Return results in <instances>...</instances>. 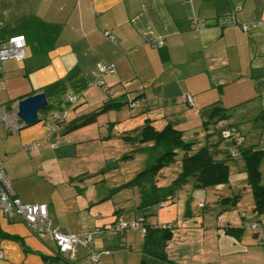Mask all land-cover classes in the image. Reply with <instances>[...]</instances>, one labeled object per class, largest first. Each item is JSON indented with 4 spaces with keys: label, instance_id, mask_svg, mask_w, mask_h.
Returning <instances> with one entry per match:
<instances>
[{
    "label": "crops",
    "instance_id": "1",
    "mask_svg": "<svg viewBox=\"0 0 264 264\" xmlns=\"http://www.w3.org/2000/svg\"><path fill=\"white\" fill-rule=\"evenodd\" d=\"M224 17L235 24L220 27ZM251 18L262 25L244 30ZM195 19L204 24L199 32L192 26ZM20 35L25 59L0 63V108L10 110L36 93L46 94L48 108L40 113L44 126L11 131L0 122V162L21 202L48 206L52 228L80 235L94 227L102 233L92 241L98 262H91L92 251L82 245L74 260H65L49 234L38 238L22 221L0 213V264H264V247L244 231L252 222L264 227V210L254 213L252 194L246 192L245 200L241 195L243 187L251 189L242 153L264 150V0H0V41ZM153 40L164 45L154 47ZM101 64L115 70L104 75L103 87L93 84ZM68 94L76 99L68 119L48 133L46 124L68 107ZM188 94L192 104L185 100ZM106 100H136L138 106L126 103L103 112ZM97 111L90 123L107 115V133L85 127L90 123L69 128ZM219 120L235 130L233 138H223ZM145 124L156 131L168 125L181 130L184 142L193 143L192 152L207 147L216 162L227 163V187L212 197L208 190L184 197L182 187L172 204L152 216L139 210V189L123 187L138 169L125 183L108 182L96 192L86 182L87 163H72L94 154L93 140L105 145L116 137L136 139ZM144 142L138 150L147 157V169L159 152ZM123 145V152H133ZM182 155L179 150L178 168L170 176L165 172L166 188L160 173L163 191L181 172ZM260 171L264 184V159ZM119 220L140 227L119 231ZM169 224L175 226L169 238L158 236L148 251L145 228Z\"/></svg>",
    "mask_w": 264,
    "mask_h": 264
},
{
    "label": "trees",
    "instance_id": "2",
    "mask_svg": "<svg viewBox=\"0 0 264 264\" xmlns=\"http://www.w3.org/2000/svg\"><path fill=\"white\" fill-rule=\"evenodd\" d=\"M134 101L136 100L129 102H111L106 100L102 111L104 112L112 108L120 109L126 103L128 107L132 109L131 104ZM74 103L75 101L66 103L68 107L62 110L60 115L65 113L68 119V108H71ZM97 113L98 111L90 113L84 117V121L79 124L74 122L69 128L72 129L90 123ZM65 122L66 120L54 121L57 127ZM142 140L151 141L153 146L158 149L157 152H159V155L150 167L137 173L135 177L123 187L139 189L142 194V202L139 206V210L143 216L155 215V211H157L156 208H159L161 204H172L178 190L189 183L196 189L207 190L209 188H216L224 185L228 180L227 163L216 162L209 154L207 147L195 149L192 152L193 143L184 142L181 130L168 125L163 130L156 131L150 124H145L142 128ZM179 150L183 151V155L180 159L181 172L173 179L171 185L163 191L162 188L158 187L160 170L176 163ZM190 151L192 153H190ZM242 158L245 161L247 169L248 184L252 190L253 211L256 214H261L264 210V184L262 183L260 165L264 159V150H246L242 153ZM144 193L150 195L144 196ZM236 200L237 199H235V201ZM145 232L146 249L150 252L158 236L163 237V239H168L170 236L169 231L160 228L159 230L148 228ZM90 251H92L90 252V256H92V253L95 251L93 249Z\"/></svg>",
    "mask_w": 264,
    "mask_h": 264
},
{
    "label": "built area",
    "instance_id": "3",
    "mask_svg": "<svg viewBox=\"0 0 264 264\" xmlns=\"http://www.w3.org/2000/svg\"><path fill=\"white\" fill-rule=\"evenodd\" d=\"M241 10L237 8L236 11ZM235 22L230 17H224L219 20V26H231ZM262 23L256 18H251L247 23L242 25L244 30H247L251 27L261 26ZM192 26H194V32H199L204 28V24L195 19L192 21ZM106 35H110L106 32ZM113 40V38H111ZM152 44L154 47H159L164 45L163 40H153ZM25 38L24 36H15L6 41H0V63L7 60H24L25 59ZM114 68L111 65L101 64L93 72V84L100 87L104 86L103 77L107 73H114ZM1 72V69H0ZM185 100L188 104H192L193 98L191 94L185 96ZM76 99L68 94L66 96V103H72ZM138 106V102L134 101L131 104V107L134 108ZM17 103L12 104L11 109L9 110L6 106L0 108V122L6 124L7 128L11 131H16L18 127L22 124L17 117ZM54 119L65 121L67 116L64 114L60 115L59 113L54 114ZM224 128L223 138H233L235 130L228 127V124L225 120H219L217 122V127ZM46 128L48 133L54 132L57 128L55 123H47ZM238 141V140H236ZM38 144H31L25 147V150L32 151L35 146ZM58 145H54V148H57ZM232 157H237L238 152L236 149L232 148L230 151ZM164 204H161L160 207H163ZM200 207L204 206L203 202H200ZM0 213L7 219L17 218L26 224L30 232L38 238H43L46 234H49L56 244L59 252V256L65 260H74L75 250L78 245L87 247L89 250H92V241L94 238L98 237L102 231L98 228H88L83 234H70L60 228H52L51 223L48 217V206L46 204H26L20 201V199L15 195L14 189L11 184V180L5 171L3 162H0ZM116 229L119 231L123 230H136L140 227V224L136 221L128 222L125 220H119L116 224ZM160 229L167 231H173L175 229L174 225H162ZM146 230V229H145ZM248 231L255 234L257 239V244L260 247H264V227L260 224H253L248 226ZM3 252L0 249V260L3 259ZM90 260L93 263L99 261V254L93 252L90 256Z\"/></svg>",
    "mask_w": 264,
    "mask_h": 264
},
{
    "label": "rangeland",
    "instance_id": "4",
    "mask_svg": "<svg viewBox=\"0 0 264 264\" xmlns=\"http://www.w3.org/2000/svg\"><path fill=\"white\" fill-rule=\"evenodd\" d=\"M107 119V115L101 114L98 117V120L96 122H92L88 125H86L85 127H92L95 128V130H100L102 132L107 133V131H105L104 129V120ZM41 125L44 126V121L41 122ZM82 127L80 129H78L77 131L85 128ZM93 144H95V148L94 149V154L87 156L83 159H77L75 162L72 163L73 166H77L78 164H81L83 161H85V163H87V166L90 168L91 170V174L88 177V179L86 178V182L91 184V187L94 188V190L100 191L101 189L104 190V187L106 185V183H110V182H116V183H125L128 179H130V177H133L134 175L132 174V171L135 169H138L136 172H140L146 169L147 164H146V160L147 157L145 155H140L139 153H141V150H138V148L145 144V142L142 140V135H138L136 137V139L132 138V139H124L122 137H116L113 138L111 140V142H107L105 141V145H104V140H93L92 141ZM102 142V143H101ZM127 144L126 147L127 148H131L134 149L133 152H126V151H122V147L124 146L123 144ZM122 146V147H120ZM114 147V148H113ZM133 155H136L135 157ZM107 159H110L109 162H106ZM106 160V161H105ZM177 161H178V157H177ZM181 164V163H180ZM83 165V163H82ZM80 166L78 168H81L83 166ZM179 162L174 163L173 165L163 168L162 170H160V173L162 174V179L160 180V185L163 186V188H166V180L164 179V175L165 172H168V175L170 176L174 170H176L178 168ZM169 170V171H168ZM88 175V174H87ZM234 176V174H231V177ZM228 180L224 185H221L225 188V186L227 187L228 185ZM169 187V186H168ZM219 187L216 188H209L207 189L210 196H214V194L218 193L217 190H219ZM204 191L203 189H196L194 188V186L192 184H187L186 186L183 187L182 190H180V195L186 197L187 192L190 191ZM242 199L245 197V194L247 192V194H252V190L251 189H246L243 187L242 189ZM245 190V191H244ZM245 200V198H244ZM210 201V200H209ZM213 202L211 204V207H215L216 203ZM207 204H210V202H207ZM167 205L169 206V204L167 203ZM167 206V207H168ZM166 207V208H167ZM214 209V208H213ZM216 210V209H215ZM201 211V213L203 214H213L214 216L217 215L216 211L211 212V211H203V210H199ZM227 212H222L221 215L225 214ZM251 214V213H250ZM253 214V213H252ZM253 224V222H252ZM252 224L248 225L245 224L244 226V231L246 233H250L253 234L252 232L248 231L247 228L248 226H251Z\"/></svg>",
    "mask_w": 264,
    "mask_h": 264
},
{
    "label": "water",
    "instance_id": "5",
    "mask_svg": "<svg viewBox=\"0 0 264 264\" xmlns=\"http://www.w3.org/2000/svg\"><path fill=\"white\" fill-rule=\"evenodd\" d=\"M48 108L45 93H36L17 101V117L22 123L18 131L32 126L43 120L40 113Z\"/></svg>",
    "mask_w": 264,
    "mask_h": 264
}]
</instances>
